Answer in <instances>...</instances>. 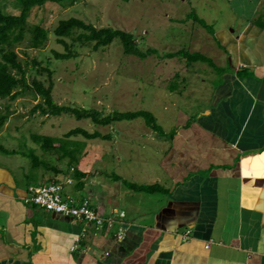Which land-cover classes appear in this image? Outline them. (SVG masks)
<instances>
[{"label": "crops", "instance_id": "0c3cea01", "mask_svg": "<svg viewBox=\"0 0 264 264\" xmlns=\"http://www.w3.org/2000/svg\"><path fill=\"white\" fill-rule=\"evenodd\" d=\"M202 3L201 19L192 9L187 13L202 26L195 36L187 26L190 52L215 61L218 85L209 104L170 134L145 121L146 145L158 155L153 170L164 180L159 183L155 174L154 183L131 181L161 185L164 199L149 202L133 194L144 191L119 190L116 177L107 198L101 197L88 177L81 189L73 178L72 191L66 185L64 193L91 199L104 215L118 209L112 205L125 195L119 210L126 213L127 231L118 240V223L97 232L93 225L26 203L29 187L47 183L18 182L0 166V264H264V0ZM182 61L185 71L203 62ZM168 90L184 93L180 87ZM58 180L65 183L66 177ZM84 228L87 234L73 251Z\"/></svg>", "mask_w": 264, "mask_h": 264}, {"label": "rangeland", "instance_id": "374dc122", "mask_svg": "<svg viewBox=\"0 0 264 264\" xmlns=\"http://www.w3.org/2000/svg\"><path fill=\"white\" fill-rule=\"evenodd\" d=\"M20 1L0 0V9L5 13L18 14L21 11ZM202 5V0H74L73 3L67 0L64 5L49 0L28 18L34 25L48 29L46 47L39 50L20 47L18 53L24 63H28L29 82L37 79L46 86L52 85L57 103L96 109L103 116L115 112L150 111L157 118V125H161L163 132L170 134L186 122L188 117L199 114L209 104L212 90L218 85L215 77L219 70L215 69V61L214 65L210 62L191 63L185 71L183 58L177 56L180 62L168 56L172 51L192 50V33L187 30V26L194 28L193 36L202 26L196 19L187 18V13L192 9L196 13L194 17L201 19ZM71 17L97 27L129 31L143 52L154 49L156 53L147 58L125 54L118 39L97 51L83 47L80 43L71 46V39L63 38L62 42L54 34L59 21ZM207 18L203 13L206 23ZM56 52H70L73 56L62 59L55 55ZM175 87H180L184 93L181 95L179 90H168H174ZM38 100L29 94L16 100L0 99V115L10 113L0 129V147L9 151H0V166L7 168L18 182L29 184V181L34 180L33 175L29 178L27 176L34 172L27 156L34 149L35 153L43 155L61 170L58 174L55 170L42 167L37 173L34 172L39 184L67 178L69 169L76 165L91 172L88 173L89 184L101 197L107 198L105 192L109 182L112 184L118 176L122 178L114 185L122 191L128 187L123 180L154 183L156 181L152 180L156 176L153 178L152 175L155 174L161 178L159 183L163 184L164 177L153 170L158 155L152 146L146 145L148 133L145 132L146 120L143 117L115 122L112 126H101L90 119L79 120L69 114L49 116L39 111L32 112ZM76 127L85 128L89 132L110 134L111 138L86 139L76 135L63 140L64 148L74 149V160L69 157L61 160L58 158L60 153L52 149L42 151L33 139L38 134L63 138ZM149 171L151 177L147 174ZM129 172H132L131 175ZM71 177L75 178L73 173ZM68 189L72 191L71 185ZM133 194L149 202H157L165 197L163 192ZM127 200L132 201L131 196ZM125 203L123 195L112 207L122 209ZM110 206L106 208L109 210ZM129 212L133 210L129 209Z\"/></svg>", "mask_w": 264, "mask_h": 264}, {"label": "trees", "instance_id": "16d2710c", "mask_svg": "<svg viewBox=\"0 0 264 264\" xmlns=\"http://www.w3.org/2000/svg\"><path fill=\"white\" fill-rule=\"evenodd\" d=\"M46 1L49 0H21L19 2L21 11L18 14L5 13L0 9V99L9 98L11 100H16L19 97L29 94L36 100L39 99L33 107L32 112L39 111V113L49 116L69 114L79 120L90 119L95 124L101 126H112L115 122L134 120L143 117L154 131L164 134L163 128L157 125L156 117L150 111L115 112L103 116L101 112L96 109L79 105L59 104L53 97L52 85L46 86L42 81L37 79H33L31 83L29 82L27 70L28 63H24L18 53V49L20 47H25V49L39 50L46 47L49 38L48 29L42 25H34L28 20L30 14L39 6L45 4ZM56 1L61 2L63 5L67 3V0ZM69 1L70 3L74 2V0ZM54 34L62 42L64 41L63 38L71 39V46L75 43H80L81 46L91 47L94 51L99 50L101 47L105 48L111 45L115 39H118L125 54L147 58L148 55L156 53L154 49H148L146 52H143L137 45L135 36L129 31L113 27H97L94 24L87 23L76 17L60 20L58 26L54 30ZM55 55L62 59H68L73 56L70 52H56ZM168 56L171 58L179 56L183 59H188L190 62L203 61L213 63L210 58L199 52L178 50L169 52ZM9 114L8 112L0 115V129L7 122ZM76 135H82L86 139L101 138L103 140H110L111 138L110 134H102L98 131L89 132V130L85 128L76 127L68 131L63 138L38 134L35 135L33 139L42 151L45 152L52 149L60 153L58 156L59 159L62 160L69 157L71 160H74V149L67 150L63 147L62 141ZM33 150L34 149H32L27 156L30 158L31 167L35 173L42 167L46 170H55L58 174L61 173V170L57 169L49 159L35 153ZM0 151L9 152L3 147H0ZM34 172L28 174V178L33 175L34 177L32 179H34ZM73 174L77 189H81V187L84 186V180L88 177V173L76 168ZM116 178L118 180L121 179L119 176ZM123 181L133 190L147 193L166 191L165 188L159 184L138 185L127 180Z\"/></svg>", "mask_w": 264, "mask_h": 264}, {"label": "built area", "instance_id": "2783aa9c", "mask_svg": "<svg viewBox=\"0 0 264 264\" xmlns=\"http://www.w3.org/2000/svg\"><path fill=\"white\" fill-rule=\"evenodd\" d=\"M70 173L65 183L50 182L41 186H31L28 189V196L25 197L26 203H32L40 206L50 212L70 217L88 225H93L97 232L111 231L115 224L118 225L115 238L124 239L126 236V213L119 209H115L111 214L104 215L99 212L92 204L89 198L78 199L64 193L66 185L74 182L71 174L75 172V168L69 169ZM119 221V222H118ZM87 234V228L82 229L81 233L76 237V242L72 246V250L78 249L82 238Z\"/></svg>", "mask_w": 264, "mask_h": 264}]
</instances>
